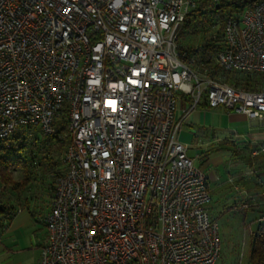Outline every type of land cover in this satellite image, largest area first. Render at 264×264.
Listing matches in <instances>:
<instances>
[{"label":"built area","instance_id":"1","mask_svg":"<svg viewBox=\"0 0 264 264\" xmlns=\"http://www.w3.org/2000/svg\"><path fill=\"white\" fill-rule=\"evenodd\" d=\"M202 1L0 0V142L22 128L55 136L65 121L38 264L217 261L219 223L176 137L177 102L264 120V85L220 75H264V0L224 15L209 67L178 46Z\"/></svg>","mask_w":264,"mask_h":264},{"label":"crops","instance_id":"2","mask_svg":"<svg viewBox=\"0 0 264 264\" xmlns=\"http://www.w3.org/2000/svg\"><path fill=\"white\" fill-rule=\"evenodd\" d=\"M189 105L190 101L185 97H181L177 102L176 117L181 121L176 134L177 139L187 147V154L193 161L200 162L198 167L204 172L208 186L211 178L219 192L222 185L226 184H231L236 191L246 192L250 183L240 187V184L235 183L237 175H232L228 167L225 175L216 174L213 177L205 173V167H210L211 160L216 161L218 158L211 157V152L217 148L215 143L225 137L215 135L214 128L228 129L229 135L226 137H229L230 143L234 138L243 137V141L235 145L232 153L236 159H241L242 164L246 160L245 155L249 156L250 161L244 162L246 164L242 168L244 171L239 174L240 177H245L250 174L247 170L251 164L255 170L264 173V120L249 118L242 113L227 110L224 106L208 107L204 102H199L186 112ZM209 113L210 122L207 120ZM204 127L208 129L204 130ZM233 163H236L235 160ZM53 175L49 169H39L27 185L12 189L9 201L11 208L0 217V264H38L40 249L46 240V228L42 217L50 206L54 187ZM222 176H225V179H222ZM21 180L20 178L17 181ZM261 186H264V181H261ZM211 191L210 189V195ZM253 196L250 194L249 197ZM241 202L243 205L246 204L244 198ZM257 202L264 203V198L261 201L257 199Z\"/></svg>","mask_w":264,"mask_h":264},{"label":"trees","instance_id":"3","mask_svg":"<svg viewBox=\"0 0 264 264\" xmlns=\"http://www.w3.org/2000/svg\"><path fill=\"white\" fill-rule=\"evenodd\" d=\"M250 2L251 0H220L218 4H213L210 0H203L187 16L178 32L179 39L186 35H199L197 47L192 46V44L182 45L180 43H178V46H184L190 53L200 50L201 58L196 65L205 63L206 67L211 66L210 60L207 61L204 58L219 52L225 46L222 38L224 15L238 14ZM213 19L216 20L217 25L213 23ZM220 75L224 80L238 87L255 89L261 84L264 85V75L257 77L247 72H222ZM56 125L57 135L43 137L41 144L36 142L37 138L32 136L33 133L28 128H22L10 136L7 139L8 146L4 142H0L1 187L9 185L10 189H13L20 185H27L39 169L51 170L54 179L62 172V168L59 167V156L67 143V140L61 136L65 131V121L62 120ZM23 160H25V163L23 169H21L22 180L8 182L10 169H13L14 165L24 162ZM41 165L42 167H40ZM3 195H5L4 190L0 192V217L5 215L11 208L10 196ZM249 245L250 254L247 264H264V214H262L261 221L256 229L251 232Z\"/></svg>","mask_w":264,"mask_h":264},{"label":"rangeland","instance_id":"4","mask_svg":"<svg viewBox=\"0 0 264 264\" xmlns=\"http://www.w3.org/2000/svg\"><path fill=\"white\" fill-rule=\"evenodd\" d=\"M213 23L217 25L215 19H213ZM198 41L199 35H186L180 39L178 37V43L182 45L192 44V46L197 47ZM260 75L261 74H253V76L257 77ZM207 120L209 122L211 121L210 113L208 114ZM195 128L197 127L195 126ZM207 129L208 128L205 129L204 127V130ZM228 132V129L223 130L218 127L214 128L215 135H224L225 137L220 142L217 141L215 143V147L217 148L211 152V157L218 158L216 161L211 160L210 167L208 168L206 166L204 171L209 176L213 175L214 177L216 174L225 175L227 172L226 168L228 167L232 175H237V178L235 179L236 184H240V187H244L245 183H250V186H248L246 190L244 188L246 192H240L234 190L231 184H226L222 185L221 192H219V189L215 186V181L210 178L209 187L212 190V199L207 208L209 215L217 219L219 223L221 238V252L215 264H247L250 254L249 243L251 232L256 229L258 223L261 221L262 214H264V203L257 202V199L258 201H261V199L264 198V186H261V181H264V173L255 170V167L251 164V166H249L250 169L247 170L250 174L247 176L245 175V177H240L239 174L242 173L241 171H244L242 168L246 165L244 162L250 161L248 160L249 156L247 154L245 155L246 160L243 161V164L242 161H240L241 159H236L233 156L232 150L235 149V145L237 146L243 141V137L239 136L238 139L234 138L232 143H230L228 140L229 137H226L229 135ZM32 136L37 138L36 142L38 144H41L44 136L37 133H33ZM243 156L244 154L242 153L241 157ZM234 160L236 163H233ZM23 161L24 162H21L18 165H14L13 169H10V173H8V182H11V180L17 181L22 177L23 174L21 169H23L25 160ZM193 162L197 166L200 164L198 160H194ZM222 179H225V176H222ZM1 186L2 185L0 183V187ZM2 190L5 192V195L3 196L7 195L11 198L12 189H10L9 185L1 187V191ZM250 194H253L254 196L250 198ZM243 198L246 200L245 205L241 202ZM246 206H250V208H247Z\"/></svg>","mask_w":264,"mask_h":264}]
</instances>
